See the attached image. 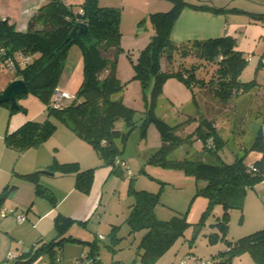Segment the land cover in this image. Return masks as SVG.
I'll return each instance as SVG.
<instances>
[{"label":"trees","instance_id":"obj_1","mask_svg":"<svg viewBox=\"0 0 264 264\" xmlns=\"http://www.w3.org/2000/svg\"><path fill=\"white\" fill-rule=\"evenodd\" d=\"M170 1L172 6L169 10L153 12L149 15L150 26L154 33L147 45L137 53L135 59H132L130 52L127 53L134 71L132 78L138 79L143 88L148 87L151 81L150 96L147 100L149 110L139 126L140 135H144L148 125L153 124L158 132L160 145L147 157L146 162L162 168L177 169L195 180H202L204 184L197 188L195 195L207 196L209 204L205 212H208L212 203L222 205L221 220L217 218L214 223L226 228L228 207L240 206L245 190L264 180L262 125L259 124L250 144L244 148V150H255L261 156L247 163L245 154L235 155L233 161L227 163L218 154L222 139L217 132L213 117L201 115L198 126L186 136H180L175 133L178 126H171L154 115L153 106L161 93L163 83L173 76L183 80L190 87L198 86L211 90L224 104L228 103L230 98L245 94L257 87V83L254 79L244 81L240 78L248 59L241 50L237 49L234 36L223 35L181 42H174L171 39L173 23L185 5L196 9L207 8L215 12L225 8L185 0ZM79 8H82L83 13H79ZM248 13L254 19H264V13ZM80 20H84L87 24L91 42L83 44L79 40H73L60 47L73 25ZM37 24L41 27L38 28ZM120 40L119 8L100 6L98 0H83L80 4H66L63 0H42L25 32L16 31L14 25L7 19H0V63L15 53L31 55L32 59L25 65H15L14 77L21 78L26 83L28 93L38 97L45 104L46 110V118L43 121L27 120L14 131L6 133L5 145L19 151L39 145L55 131L56 125L51 120L55 118L69 125L76 135L91 144L100 158L113 165V171L116 170L119 166L116 160L124 161L119 154L124 149L129 134L137 127L136 110L127 106L120 97H116L123 86L116 76L117 57L119 52L123 51ZM73 43H78L81 49L82 80L74 97L67 104L63 103L62 106L54 108L51 106L53 91L57 87L63 62ZM175 53L183 57L191 56L195 60L189 67L174 70ZM262 58L264 55L259 60V67H264ZM163 59L166 64L162 67ZM201 65L204 66L206 75L197 73ZM195 104L197 105L196 101ZM0 105L9 107V102ZM260 114L261 122H264V110L255 111L256 118H259ZM120 119L124 121L126 131L116 127V122ZM208 139L211 140L210 144L207 142ZM196 142L202 150L208 151L209 158L197 155L169 157L182 144L190 143L189 145L195 146ZM49 169L59 174L73 173L75 188L89 193L95 167L80 169L77 162L55 161ZM117 171L126 175V170L121 167ZM18 176L34 184L36 195L48 199L53 206L56 205L53 192L39 183L38 172L18 174ZM7 188L9 185L0 193V202L6 196ZM158 192L134 190V199L126 218L130 232L144 230L136 249V254L143 264H154L180 236L184 235L189 225L187 211L166 220L155 216L154 206L159 201ZM53 221L55 238L48 242H40L25 254L12 253L15 255L13 263H28L44 252L55 260L58 250L65 241H78L89 247L93 245L85 255L91 257L95 264H100L94 241L65 236L74 219L57 213ZM196 224H204L203 216ZM116 227L114 226L112 231ZM111 236L112 239H117L116 233L111 232ZM222 238L226 242V248L217 253L218 264H231L232 259L242 253H248L255 264H264V228L234 240L225 239L223 236ZM186 257L189 258L188 260L205 259L210 260L212 264L215 263L211 257ZM118 264H132V262Z\"/></svg>","mask_w":264,"mask_h":264},{"label":"rangeland","instance_id":"obj_2","mask_svg":"<svg viewBox=\"0 0 264 264\" xmlns=\"http://www.w3.org/2000/svg\"><path fill=\"white\" fill-rule=\"evenodd\" d=\"M185 1L191 2L192 0ZM193 1L204 3L202 0ZM239 1L231 0V3ZM16 3L11 1L10 4L14 5ZM259 4V6L264 7V2ZM136 42V38L132 36L130 45H137ZM75 46L79 48V45L75 43L71 49ZM138 51V48L135 47L130 54L132 59H135ZM174 55V70L189 67L195 60L191 56L183 57L178 53ZM246 55L248 61L240 74L242 80H245V77L250 74L249 66L251 60H253L250 52ZM164 60L163 66L166 64ZM68 68L69 73L73 72L72 81L79 79L80 84L82 80V60L77 61L73 51L69 54ZM211 70L209 69V71ZM1 73L11 78L15 76L14 71L4 61L0 63ZM133 73L132 62L127 52H119L116 62V76L123 86L118 92V96L127 106L136 110L137 127L131 131L124 149L119 154L124 159L130 174H132L131 179L117 171L120 168L119 166L113 171V165L100 157L98 160L100 166H91L97 167L96 169L99 170L102 168V171H110L111 173V178L106 183L110 190L103 194L102 200H100V187L103 185L105 173L100 178L97 176L89 197L90 200H93V204L95 203L96 209L93 208L86 222L91 224V221H94V219L97 221L99 217L100 228L98 233L103 234L105 237L104 240L96 239L98 256L104 263L109 262L110 257H113L114 264H118L116 262L118 259L131 261V259L137 257L136 249L144 230L130 232L126 218L130 212V204L134 199V190H146L150 192L159 191V201L154 206V213L158 219L166 220L174 215L180 216L187 211V221L189 222L184 235L180 236L154 264H182L181 260L186 256L191 258L211 257L214 259V264H218L217 253L226 248V242L222 236L225 239L234 240L264 228V180L245 190L240 206L228 207V214L225 219L226 228H221L219 224H215L217 218L219 220L222 216L223 207L220 203H212L208 208V212H205L209 204L207 196L195 195L197 188L204 184L202 180H195L177 169L162 168L146 162L147 157L160 145V141L153 124H149L146 133L140 135L139 126L144 120L143 116H146L149 110L147 100L150 96L151 81L148 87L143 88L138 79L132 78ZM197 73L199 75L207 74L203 65L199 66ZM262 102H264V98L251 89L245 94L230 98L229 102L224 104L214 96L211 90L205 89V87H190L183 80L173 76L163 83L161 93L153 106V113L167 124L178 126L175 133L180 136H186L192 132L200 123L201 115L213 117L217 132L222 139L221 147L218 148L220 158L229 163L233 161L235 155L245 154V162L249 163L261 156L257 157L258 152L255 150H244V148L250 144L257 127L261 123V114L259 118H256L255 111L258 109L264 110ZM18 104L28 107L29 113L37 105L45 106L38 97L31 93L21 96L18 99ZM25 111V108L21 110V112ZM116 127L122 131L127 130L122 119L116 122ZM189 144H182L169 157H183L190 154V152L191 154L197 152L198 156L210 157L208 151L202 150L197 142L195 146ZM87 196H89V193H87ZM202 216L204 224H196ZM114 226L117 227L112 231ZM111 232L116 233L117 239H112ZM108 245H111L114 249ZM231 264H255V262L248 253H242L234 257Z\"/></svg>","mask_w":264,"mask_h":264},{"label":"crops","instance_id":"obj_3","mask_svg":"<svg viewBox=\"0 0 264 264\" xmlns=\"http://www.w3.org/2000/svg\"><path fill=\"white\" fill-rule=\"evenodd\" d=\"M11 1L17 3L11 5ZM81 1L63 0L66 4H80ZM202 1L225 9L215 12L207 8L196 9L185 5L173 23L170 33L171 39L174 42H181L192 39H209L223 35L234 36L237 49L241 50L245 55L250 52L253 59L249 66L250 74L245 77L244 81L254 79L257 87L253 88V90L264 97V67L258 66L261 56L264 55V19H254L248 13H264V9H262L264 7L259 6V3L264 1L240 0L234 3H231V0ZM98 2L100 6L119 8L120 43L123 51L127 53H132L135 47L140 51L149 42L154 33L153 28L150 26L149 15L153 12L167 11L172 6L170 0H98ZM191 2L194 1L192 0ZM41 4L42 0H0V19H7L9 23L14 25L16 31L25 32L28 30L29 21L37 13ZM236 9H240L243 12ZM36 26L38 28L41 27L40 24ZM132 36L136 38L137 45H130ZM73 44L65 57L61 76L57 84V88L66 90L71 95H74L79 84V79L72 81L73 72L69 73L68 59L71 51H73L77 61L81 60V49L77 46L71 49ZM143 44L145 45L140 46ZM13 56L18 59L20 55L15 53ZM261 60L264 62V58ZM15 78L17 77L11 78L1 73L0 91ZM116 97H119L118 94ZM70 100L66 99L63 103L67 104ZM19 106V109L13 111L5 105H0V193L9 185V188L5 190L6 196L0 202V209L18 210L23 212L26 218L18 221L13 215L7 214L3 216L0 212V264H15L13 263L15 258H8L10 252L15 255L25 254L33 246H38L40 242H48L54 239L56 230L53 219L57 213L75 220L65 233V236L69 235L75 239L89 242L94 240L96 243L97 235L100 234L98 233L100 228L99 217L97 221H95L96 219H94L95 222L91 221V224L87 223L86 220L91 215L93 208L96 209L95 203L93 204V200H90L89 197L97 176L100 178L105 173L103 185L100 187V200H102L103 194L110 190L106 183L111 178V173L110 171H102V168H100L101 170L96 169L97 167L94 169L89 196H87V193L75 188L73 173L59 174L53 171L52 174L40 173V170L51 171L49 167L55 161L60 163L77 162L80 169L100 166L98 163L99 156L91 144L76 135L69 125L55 118H51L56 125L55 131L39 145L23 151L6 146L4 143L6 133L14 131L27 120L43 121L46 118L45 106L37 105L30 113L25 105L20 104ZM24 108L26 111L21 112ZM260 124L262 125V132H264V122ZM187 155L198 156L197 152H192V154L190 152ZM260 155L258 153L257 157ZM30 172H38L39 183L53 192L56 198L55 206L35 194V187L32 182L18 176V174ZM84 221L85 223L83 224ZM89 251V245L85 243L65 241L61 245V249L58 250L55 260L44 252L28 263L17 264H75L76 258L89 253ZM99 260L100 264H114L113 257H110V261L107 263H104L100 258ZM116 262L142 263L138 256L131 259V261L118 259Z\"/></svg>","mask_w":264,"mask_h":264},{"label":"built area","instance_id":"obj_4","mask_svg":"<svg viewBox=\"0 0 264 264\" xmlns=\"http://www.w3.org/2000/svg\"><path fill=\"white\" fill-rule=\"evenodd\" d=\"M79 13H83L82 8H79ZM78 22H85L84 20H80ZM19 58L15 59L14 56L8 57L5 59V63L7 66H9L13 71L15 70V65L18 64L20 66L25 65L26 63H28L32 57L31 55H22L19 54ZM72 97H74V95H71L70 93H67L64 90H61L59 88H55L53 91V95H52V99H51V106L54 108H58L60 106H62L64 100L66 99H71ZM208 144L211 143V140L208 139L207 140ZM116 163L123 169L126 170V175L129 176L130 175V171L127 169L126 163L124 161H120V160H116ZM1 215H7V214H11L13 215L18 221H22L25 220L26 216L23 212L20 211H16V210H7L4 208L0 209ZM98 239H104V236L102 234H98ZM15 255L12 253L8 254V258H14ZM182 264H212V262L210 260H205V259H193V260H188V257H184L182 260ZM75 264H95L93 259L89 256H82L80 258H77L75 260Z\"/></svg>","mask_w":264,"mask_h":264},{"label":"water","instance_id":"obj_5","mask_svg":"<svg viewBox=\"0 0 264 264\" xmlns=\"http://www.w3.org/2000/svg\"><path fill=\"white\" fill-rule=\"evenodd\" d=\"M91 39L87 24L85 22H76L61 43L60 47L73 40H79L83 44H88L91 42ZM27 93L28 88L26 83L21 78H15L11 80L2 91H0V104L9 102L10 110L19 109L20 106L17 103V99L21 95ZM40 173L52 174L53 172L49 170H40Z\"/></svg>","mask_w":264,"mask_h":264}]
</instances>
